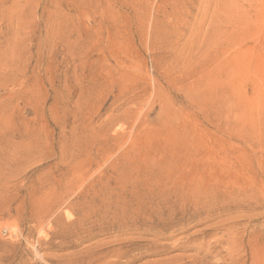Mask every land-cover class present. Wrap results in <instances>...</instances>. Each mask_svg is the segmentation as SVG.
Returning <instances> with one entry per match:
<instances>
[{
	"label": "rangeland",
	"instance_id": "1",
	"mask_svg": "<svg viewBox=\"0 0 264 264\" xmlns=\"http://www.w3.org/2000/svg\"><path fill=\"white\" fill-rule=\"evenodd\" d=\"M159 171L212 194L140 209ZM218 223L264 243V0H0V264H228Z\"/></svg>",
	"mask_w": 264,
	"mask_h": 264
},
{
	"label": "bare ground",
	"instance_id": "2",
	"mask_svg": "<svg viewBox=\"0 0 264 264\" xmlns=\"http://www.w3.org/2000/svg\"><path fill=\"white\" fill-rule=\"evenodd\" d=\"M182 166H184V165H182ZM163 168H162V170H163ZM170 170H171V168H170ZM179 170L180 169L178 168V171ZM160 171H159L158 174H155V176L153 178L154 180L156 179V181L158 182V186L159 187H153V184L149 183L153 179L148 178V179L145 180L146 189L144 190V188H143V193L139 192V193L135 194V197H136V200H137V205L139 206L140 209L142 208L141 207V203H143L144 201L148 200V203L150 205H159V206H157L158 209L156 207H154V206L150 207V209L153 212H157L158 213V210L161 211V210L165 209L164 206H162V199H163L164 203H167L171 198L174 197V198H176L178 200V203H179V201H180V203H183L184 199L187 198V197L201 198L204 195L207 196V195H211L212 194V191H211L212 189L209 188L210 185H208V184L202 185L203 183L202 184H198L199 181L198 182L195 181L197 178L195 180H192L194 183L191 184V186L190 185L189 186H185V184H186L185 183V184H183L184 186H182V187H176L174 189L172 188L173 191L172 190H168V189L164 190L163 189L164 186L167 187V186H169V184L170 185L173 184V186H174L176 180L173 179V174L171 173L172 171L170 173H162L163 171L162 172H160ZM191 178L193 179V177H191ZM179 185H181V184H179ZM213 191L215 192L214 189H213ZM203 193H204V195H203ZM178 203H176L175 205L173 204V206H172L173 209H174L173 212L176 211L177 207H180V208L182 207L181 204H178ZM183 207L185 208L186 206H183ZM195 210H196V208H195ZM218 226H220V227L222 226L223 228L225 227L226 233H223L224 234L223 236L224 237L225 236L228 237L226 239H222L221 240L222 243L224 244L225 250L227 251V256L222 258V260L224 262H228V264H264V243H257V241L259 239H256L257 241L255 243V242H253L254 240H252V239L250 241L248 240V242H245L244 239L243 240H239L236 237L230 238V235L235 231L237 226L234 227V225H231V224H225V225L223 224V225H221V223H218ZM215 227H216V225H215ZM200 241H201L200 244L196 245V247L197 248L199 247L202 250L204 248L203 252H204L205 256L202 257V259L201 258L200 259L202 260L201 263L205 264L203 262L206 261L209 252H211L210 249H213V246L211 245L212 242H210V240L206 241L205 238L201 239ZM216 255H218V254L216 253ZM220 256H221V254H220ZM206 264H208V262H206Z\"/></svg>",
	"mask_w": 264,
	"mask_h": 264
}]
</instances>
